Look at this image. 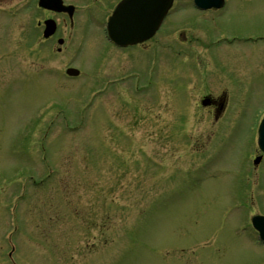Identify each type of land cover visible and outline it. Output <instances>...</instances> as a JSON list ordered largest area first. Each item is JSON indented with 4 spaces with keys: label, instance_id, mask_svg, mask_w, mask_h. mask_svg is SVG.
<instances>
[{
    "label": "rangeland",
    "instance_id": "rangeland-1",
    "mask_svg": "<svg viewBox=\"0 0 264 264\" xmlns=\"http://www.w3.org/2000/svg\"><path fill=\"white\" fill-rule=\"evenodd\" d=\"M180 1L152 38V87L132 94L129 80L90 102L105 77L150 68L149 47L105 45L111 0L95 2L91 27L60 23L63 45L40 38L33 16L47 14L33 0L0 1V264L6 244L12 264H250L262 250L230 236L236 212L231 227L221 220L227 189L264 188V162L255 177L248 160L264 109V0H229L209 20ZM222 89L229 108L212 124L197 99Z\"/></svg>",
    "mask_w": 264,
    "mask_h": 264
},
{
    "label": "flooded vegetation",
    "instance_id": "flooded-vegetation-1",
    "mask_svg": "<svg viewBox=\"0 0 264 264\" xmlns=\"http://www.w3.org/2000/svg\"><path fill=\"white\" fill-rule=\"evenodd\" d=\"M96 1V0H92ZM118 0H111V4L109 6V10L111 7L117 2ZM76 8L74 9L73 15L71 18H67L65 15H63L60 18L59 23H63L64 28L69 26V28H72L76 24V19H77V13H76ZM212 9H209L208 11H211ZM216 11V10H214ZM47 16H54L50 12H46ZM55 17V16H54ZM57 20V19H56ZM85 21V20H84ZM58 22V21H57ZM78 23L82 24L83 23V18L78 20ZM67 25V26H66ZM107 47L114 48L116 50H128V49H133L135 47H149V64H150V80H149V86L150 88L152 87V38L149 40H145L144 42H141L138 45H133V46H125V47H116L113 44L107 43ZM134 60L131 58V61ZM140 69H128L124 72H122L120 75L113 76V77H105V80L110 81V83L107 84V88L109 85L113 86H118L120 84H123L124 82H127L130 80V92L133 94H139L140 93V80H139V74H140ZM111 78V79H110ZM128 83V82H127ZM114 87L110 88L113 89ZM211 94V98L219 96L222 91L218 92L217 94H212L210 91L203 92L200 94L199 97L204 96L205 94ZM224 94V93H223ZM237 95V94H235ZM222 97V96H219ZM226 98L228 99V96L226 95ZM215 102V103H214ZM210 104L209 111L212 114H215V107L217 104V100H215ZM258 191L252 188H236V189H231V190H226L227 192V198L228 201L230 202V207L232 208V212H236V214L233 213V220H236L235 228H232V234L230 235L232 238H238L246 241L247 245L251 247L249 244H253L257 246V248H261L264 250V243L260 241L256 235V232L254 229L250 226L248 218L251 213H262L264 214V209L261 205V200L264 198V194L262 193L261 188H257ZM232 220V221H233ZM230 223V227H231ZM231 232V231H230ZM221 237H218L220 241ZM231 238V239H232ZM249 243V244H248ZM221 250H226L225 246L223 245ZM262 250H258L257 255L255 258H253L254 252L247 257V259H251L250 264H264V252ZM228 255V254H227ZM226 257V256H225ZM184 258V257H183ZM218 258H224L223 255L218 257ZM184 259H190V258H184ZM203 259V258H202ZM216 258H212L214 260ZM194 261V260H193Z\"/></svg>",
    "mask_w": 264,
    "mask_h": 264
},
{
    "label": "water",
    "instance_id": "water-1",
    "mask_svg": "<svg viewBox=\"0 0 264 264\" xmlns=\"http://www.w3.org/2000/svg\"><path fill=\"white\" fill-rule=\"evenodd\" d=\"M139 1L141 3L140 7H138ZM170 1L171 0H123L114 11V14L110 17V22L108 24L110 37L114 38L115 40L118 38H128V40L125 41H118L120 43H133L144 39L150 34L151 31H154L166 8L170 5ZM195 2L199 6H205V4H203V0H195ZM145 4H150L152 8H144L143 5ZM130 5L135 6L134 9L133 7L130 9ZM137 22L142 25L147 23V29H150L151 31L148 33H142L139 31L136 32L132 29L129 32L130 35H125L122 37L121 34H119L120 30H129ZM49 32L50 31H46L45 35ZM202 103H208V99L205 98L202 100ZM258 144L264 151V119L259 126Z\"/></svg>",
    "mask_w": 264,
    "mask_h": 264
}]
</instances>
